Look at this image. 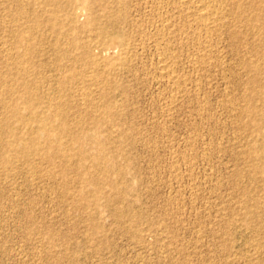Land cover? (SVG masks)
<instances>
[{"label": "rangeland", "instance_id": "1", "mask_svg": "<svg viewBox=\"0 0 264 264\" xmlns=\"http://www.w3.org/2000/svg\"><path fill=\"white\" fill-rule=\"evenodd\" d=\"M88 1L0 0V264H264V0ZM123 45L116 68L79 56ZM58 98L82 142L59 138L65 173L21 154Z\"/></svg>", "mask_w": 264, "mask_h": 264}, {"label": "bare ground", "instance_id": "2", "mask_svg": "<svg viewBox=\"0 0 264 264\" xmlns=\"http://www.w3.org/2000/svg\"><path fill=\"white\" fill-rule=\"evenodd\" d=\"M44 1H48L49 3H51L52 4V6H54L55 8H57V7H59V6H61L60 4H59V2H58V0H44ZM60 1V0H59ZM88 1V0H87ZM95 1V0H94ZM166 1V0H165ZM201 1V0H200ZM18 2V1H17ZM43 2V1H42ZM47 2V3H48ZM61 2V4H62V1H60ZM63 2L65 3V0H63ZM73 2H75V1H73ZM83 2V1H82ZM89 2H90V0L88 1V4H89ZM176 2H177V0H176ZM178 2H182V3H184V0H179ZM214 2H215V0H214ZM19 3V2H18ZM30 3V2H29ZM64 3H63V6H64ZM72 3V2H71ZM97 3H99V1L97 0ZM116 3V2H115ZM181 3V4H182ZM188 3V2H187ZM213 3V2H212ZM43 4V3H42ZM70 4V1L68 2V3H66L65 4V7H67V8H65V9H67L68 10V6L67 5H69ZM76 4V3H75ZM165 4V3H164ZM181 4H180V6H181ZM203 4V3H202ZM206 4H209V3H206ZM221 4V3H220ZM26 5H28V4H26ZM169 5V4H168ZM184 5V4H183ZM210 5V4H209ZM20 6V5H19ZM63 6H61L62 8H63ZM76 6V5H75ZM90 6V5H89ZM172 6V5H171ZM173 6H175V5H173ZM179 6V5H178ZM25 7H27V6H25ZM31 7V6H30ZM91 7H92V5H91ZM176 7V6H175ZM24 8V7H23ZM70 9H71V6L69 7ZM77 8V7H76ZM108 8V7H107ZM169 8V7H168ZM180 8V7H179ZM21 9V8H20ZM33 9V8H32ZM61 9V8H60ZM65 9L64 10H62V11H65ZM69 9V10H70ZM113 9V8H112ZM178 9V8H177ZM194 9V8H193ZM209 9H211L210 7L207 9L205 6H202V5H196L195 6V11H194V13L192 12V14L193 15H195L197 18H199V22L197 23V22H195V23H197V26H199V28H202V29H204V30H209V29H211L212 28V26H213V24L214 23H216L215 21L217 20V18H216V16H215V14H214V12H213V9L212 10H209ZM14 10V9H13ZM44 10V9H43ZM68 10V11H69ZM81 10V9H80ZM109 10V9H108ZM170 10V9H169ZM172 10V9H171ZM176 10V9H175ZM30 11V10H29ZM68 11H66V12H68ZM72 11V10H71ZM73 11H74V9H73ZM72 11V12H73ZM115 11V10H114ZM182 11V10H181ZM190 11V10H189ZM217 11V10H216ZM21 12H22V10H21ZM20 12V13H21ZM25 13H26V10L24 11ZM24 12H23V14H24ZM28 12V11H27ZM32 12V11H31ZM42 12V11H41ZM44 12V11H43ZM59 12V11H58ZM72 12H71V14H72ZM123 12V11H122ZM16 13V12H15ZM19 13V14H20ZM54 13H55V11H54ZM54 13H53V15H54ZM69 13H70V11H69ZM118 13V12H117ZM28 14H30V13H28ZM56 14H58V13H56ZM75 14V13H74ZM92 14V13H91ZM17 15V14H16ZM25 15V14H24ZM24 15H23V17H24ZM88 15V14H87ZM86 14H85V17L87 16ZM110 15H111V13H110ZM114 15V14H113ZM27 16L28 15H26V18H27ZM57 16V15H56ZM68 16H70L69 14H68ZM97 16V15H96ZM123 16V15H122ZM21 17H22V15H21ZM88 17V16H87ZM111 17V16H110ZM126 17V16H125ZM188 17V16H187ZM57 18H58V16H57ZM56 18V19H57ZM221 17L219 16V19H220ZM15 19H16V17H15ZM88 19H89V17H88ZM112 19H114L113 21H115V19L116 18H113L112 17ZM53 20V19H52ZM95 20H96V18L95 17H91L89 20H88V22H87V24L85 25V27H87V26H93V25H95ZM98 20V19H97ZM197 20V19H196ZM15 21V20H14ZM34 21V20H33ZM99 21V20H98ZM118 21H119V19H118ZM130 21V20H129ZM165 21V20H164ZM27 22H28V20H27ZM36 22H38V21H36ZM168 22V21H167ZM165 23V22H164ZM222 23V22H221ZM23 24V23H22ZM34 24V23H33ZM223 24V23H222ZM24 25V24H23ZM22 25V26H23ZM36 25V24H35ZM105 24L103 23V26H104ZM111 25V24H110ZM221 25V24H220ZM84 26V25H83ZM96 26V25H95ZM102 26V27H103ZM145 26V25H144ZM165 26V25H164ZM176 26V25H175ZM80 27V26H79ZM79 27H75L76 29H78ZM82 27V26H81ZM108 27H109V25H108ZM107 27V28H108ZM136 27V26H135ZM138 27V26H137ZM136 27V28H137ZM27 28H28V26H27ZM96 28V27H95ZM171 28V27H170ZM98 29H100L101 30V28H98ZM106 29V28H105ZM31 30H33V29H31ZM72 30V29H71ZM122 30V29H121ZM95 31V30H94ZM106 31V30H105ZM104 31V32H105ZM145 31H147L146 29H145ZM80 32V31H79ZM102 32V31H101ZM118 32V31H117ZM131 32V31H130ZM216 32V31H215ZM31 33V32H30ZM29 33V34H30ZM155 33V32H154ZM174 33V32H173ZM178 33V32H177ZM212 33V32H211ZM81 34V33H80ZM144 34V33H143ZM158 34V33H157ZM205 34V33H204ZM210 34V33H209ZM231 34V33H230ZM19 35V34H18ZM106 35V34H105ZM112 35H113V33H112ZM145 35V34H144ZM32 36V35H31ZM101 36V35H100ZM114 36V35H113ZM136 36H137V34H136ZM237 36V35H236ZM102 37V36H101ZM104 37V36H103ZM107 37V40H108V38L110 37H108V36H106ZM124 37V36H123ZM167 37H168V35H167ZM142 38V37H141ZM144 38V37H143ZM103 39V38H102ZM102 39H100L99 37H97V40H102ZM105 39V38H104ZM104 39H103V41H104ZM119 39H121V38H119ZM74 40H76V39H74ZM73 39H71L70 40V43L72 42V43H74L75 41H74ZM95 40V39H94ZM127 40V39H126ZM129 40V39H128ZM141 40V39H140ZM24 41H25V39H24ZM74 41V42H73ZM142 41H143V39H142ZM2 42V41H1ZM97 42V41H96ZM125 42V41H124ZM165 45V44H164ZM74 46V45H73ZM120 47V46H119ZM4 48V47H3ZM52 48V47H51ZM92 48V47H91ZM4 50H5V48H4ZM55 50V49H54ZM118 50V56H117V60L115 59V58H112L113 60L112 61H108L104 56H102L101 54L99 55L98 53L97 54H94L91 50H84V51H81V54H79V56H84L85 55V57L86 58H88L89 60H90V63L91 64H93V66H94V68L95 67H101V66H108V67H113V68H116L117 66H119L123 61H125V60H128V59H131V52H132V50H130L129 49V47H126V46H121L119 49H117ZM42 51V50H41ZM116 54V53H115ZM108 55V54H107ZM109 56H110V54H109ZM109 56H106V57H109ZM206 56V55H205ZM198 57V56H197ZM201 57V56H200ZM203 57V56H202ZM81 58V57H80ZM170 58V57H169ZM169 58H168V60H169ZM199 58V57H198ZM79 59V58H78ZM81 59H83V58H81ZM135 59V58H134ZM85 60V59H84ZM116 60V61H115ZM162 60V59H161ZM168 60H167V58H165V59H163L162 60V63L159 65V69H160V76L161 77H166V78H168L167 80H169V79H172L171 81H174V80H176L175 79V74H174V72H173V70L172 69H170V64H169V62H168ZM171 60V59H170ZM173 60V59H172ZM196 60V59H195ZM248 60V59H247ZM122 61V62H121ZM129 61V60H128ZM175 63V62H174ZM82 64V63H81ZM12 65V64H11ZM64 67V66H63ZM65 68V67H64ZM67 68V67H66ZM70 68H68L67 69V71H68V75H65V79L67 80V78H68V80L69 79H71L72 77H77V76H75L76 74L74 73V71H73V73L71 72V69L69 70ZM75 69V68H74ZM99 69V68H98ZM97 69V70H98ZM124 69V68H123ZM95 70V69H94ZM94 70H92V71H94ZM175 70V69H174ZM66 71V72H67ZM88 71H89V69H88ZM87 71V72H88ZM95 72H96V70H95ZM177 72V71H176ZM91 73H93L94 74V72H91ZM98 73H99V70H98ZM101 73H102V71H101ZM64 74V73H63ZM75 74V75H74ZM80 74H82L81 72H80ZM79 74V75H80ZM100 74V73H99ZM87 75V74H86ZM28 76V75H27ZM26 76V77H27ZM93 76H95V75H93ZM92 77V76H91ZM97 77V76H96ZM101 77V76H100ZM181 77V76H180ZM88 78V77H87ZM186 78V77H185ZM185 78H183V79H185ZM65 79H63V82L65 83V82H67ZM73 80V79H72ZM96 80H98V79H96ZM166 80V81H167ZM89 81H91V80H89ZM111 81H112V79H111ZM81 82V81H80ZM96 82V81H95ZM104 82V81H103ZM106 82V81H105ZM28 83V82H27ZM61 83V82H60ZM72 84H73V82H72ZM91 84V83H90ZM6 85V84H5ZM69 85V84H68ZM27 86V85H26ZM180 86V85H179ZM59 87V86H58ZM177 87V86H176ZM9 88V87H8ZM30 88H32V86L30 87ZM29 89V88H28ZM28 89H26V90H28ZM179 89H180V87H179ZM10 90V89H9ZM30 90V89H29ZM33 90V89H32ZM180 94V93H179ZM103 95V94H102ZM26 97V96H25ZM29 100V99H28ZM64 100V99H63ZM63 100L61 99H57L56 100V102L54 103V108H55V111H58V113L59 114H57V112H55L57 115H59V117L56 119L54 116L56 115V114H53L54 113V111H53V113L52 112H50V113H48V114H46V115H40V114H37V112L36 111H31V109L28 111V114H27V117H28V119H30L31 121H34L35 123H36V127H35V130H29L28 131V133H27V139L22 143V148H21V154L22 155H24L25 157H29L30 155H32V154H34L35 152H37L39 149H40V146H39V142H43V144H45V145H42L47 151H49L50 152V154L48 153V155H46V157L51 161V164H55V165H57V159L56 158H59L60 160L58 161L59 162V164H58V166H59V168H60V171L62 172V173H65V170H66V162H67V160H66V162H65V159H66V156L68 155V153L70 152V150H72V149H70V146H68V145H64L61 141H60V137H67V138H69V141L73 144V145H75L76 147H77V149H79V151H80V149H81V145H82V142H81V138L79 137V135H76L75 133H73L74 132V130H73V128L71 127V125H70V123H69V119L67 118V116H65V114L63 113V112H61V110H64L63 109V107L64 106H66L65 105V102H63ZM84 100V99H83ZM30 101V100H29ZM28 101V102H29ZM31 104V103H30ZM9 105V104H8ZM108 105H110V104H108ZM51 106V105H50ZM87 109V108H86ZM11 112H12V114H14V115H18V109L17 108H12L11 110H10ZM68 111V110H67ZM105 114V113H104ZM25 115V114H24ZM18 117V118H17ZM16 118L17 119H20V117H19V115L17 116ZM22 118V117H21ZM25 118V117H24ZM84 118V117H83ZM117 118V117H116ZM25 119H27V118H25ZM24 119V120H25ZM80 119V118H79ZM27 121V120H26ZM30 121V122H31ZM86 121V120H85ZM5 123L7 124V121H5ZM72 124V123H71ZM83 130V129H82ZM77 131V130H76ZM127 136V135H126ZM92 141H94L96 144H99L97 141H98V139L96 138V136L94 135V134H92L90 137H89ZM123 138H124V136H123ZM24 139V138H23ZM67 140V139H66ZM16 142V141H15ZM65 142V141H64ZM68 142V141H67ZM17 143H19L18 141H17ZM20 146H21V144H19ZM99 146H100V144H99ZM101 149V148H100ZM39 151H41V150H39ZM36 154V153H35ZM79 159H85V157H86V154L85 153H83V152H80L79 154ZM103 157H104V155H103ZM102 157V155H101V152H100V150L98 151V154H95V155H93V164L94 165H98L99 163H100V160H101V158H103ZM87 158V157H86ZM5 164H8L10 161H9V159H4V161H3ZM65 162V163H64ZM91 162V161H90ZM103 162V161H102ZM79 164V163H78ZM91 165V164H90ZM92 166V165H91ZM67 167H68V165H67ZM105 171V170H104ZM98 172V171H97ZM93 176V175H92ZM88 177V176H87ZM81 178V177H80ZM101 179V178H100ZM105 180V179H104ZM108 181H109V179H108ZM90 182L92 183V184H97V178H95V176L94 177H91L90 178ZM101 191V190H100ZM120 193V192H119ZM96 194V193H95ZM95 194H93V196L92 195H90L91 196V199H96L97 198V195H95ZM82 198V200L83 199H85V196H83V197H81Z\"/></svg>", "mask_w": 264, "mask_h": 264}]
</instances>
